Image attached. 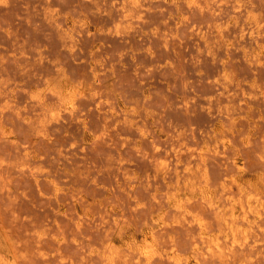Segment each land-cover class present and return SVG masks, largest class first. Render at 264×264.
<instances>
[{"label":"rangeland","instance_id":"obj_1","mask_svg":"<svg viewBox=\"0 0 264 264\" xmlns=\"http://www.w3.org/2000/svg\"><path fill=\"white\" fill-rule=\"evenodd\" d=\"M0 264H264V0H0Z\"/></svg>","mask_w":264,"mask_h":264},{"label":"bare ground","instance_id":"obj_2","mask_svg":"<svg viewBox=\"0 0 264 264\" xmlns=\"http://www.w3.org/2000/svg\"><path fill=\"white\" fill-rule=\"evenodd\" d=\"M139 253H141V251Z\"/></svg>","mask_w":264,"mask_h":264}]
</instances>
